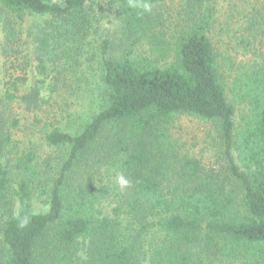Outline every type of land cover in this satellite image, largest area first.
<instances>
[{
	"label": "trees",
	"instance_id": "16d2710c",
	"mask_svg": "<svg viewBox=\"0 0 264 264\" xmlns=\"http://www.w3.org/2000/svg\"><path fill=\"white\" fill-rule=\"evenodd\" d=\"M225 1L234 10L249 4L252 31L261 28L264 0ZM221 2L152 0L151 14H141L128 0L110 1L127 42L120 56L109 55V40L101 44L99 111L74 134L55 129L45 135L48 145L65 154L56 178L41 179L30 155L14 158L20 120L12 105L39 109L45 79L20 96L26 79L10 76L5 92L0 88V264H83L82 242L84 264H141L134 236L152 227L162 238L151 264H201L206 253L217 256L223 249L242 264H264V65L239 78L255 113L240 142L243 171L233 155L235 107L213 43ZM95 6L96 0H0V17L9 12L20 20L46 18L33 34V52L39 75L47 79L53 69L56 90L64 76L60 65L78 66ZM4 27L8 69L25 72L28 59L18 62L22 45L15 24ZM176 115L218 125L226 171L207 172L199 160L174 155L164 127ZM103 163L129 186L115 189L109 181L97 188ZM39 191L48 198L45 213L35 210ZM104 198L114 204L111 215L100 206Z\"/></svg>",
	"mask_w": 264,
	"mask_h": 264
},
{
	"label": "rangeland",
	"instance_id": "374dc122",
	"mask_svg": "<svg viewBox=\"0 0 264 264\" xmlns=\"http://www.w3.org/2000/svg\"><path fill=\"white\" fill-rule=\"evenodd\" d=\"M96 1L98 6L91 9L94 15V28L78 56V66H70L64 62L60 65L59 69L64 72V76L56 90H52V88L54 89L53 69L48 70L50 75L47 79L39 75L37 69L39 62L35 59L33 52V34L38 30V25L46 21V18L25 15L24 19L20 20L9 12L0 17L1 91L5 92V83L11 78V75L15 78L24 77L26 79L25 83L20 82L19 84L18 95L20 96L28 93L37 81L45 79L46 82V86L41 92L42 102L39 109H29L20 101L12 105L16 113L15 116L20 120V127L14 135L16 147L14 158L30 155L32 157L30 164L38 169L42 174L41 179H46V181L57 177L65 154L62 149L48 145L45 135L55 129L74 134L80 124L99 111L101 44L104 39L109 40L111 43L109 55L120 56L127 42L118 18L119 13L114 6H111V0ZM174 5L175 7L172 6L171 11L174 13L172 15L177 17L178 11H180L179 3H174ZM249 9H251L249 4L240 3L239 7L234 10L225 0H222L213 30V43L224 67L222 75L227 96L235 107L233 155L243 171H247V168L240 151V142L248 123L254 119L255 113L252 110L253 105L247 99L246 89L240 83L239 78L245 72H251L252 66H256L258 69L264 65V22L261 28L259 27L255 32L252 31L253 23L247 16ZM8 23L15 24L16 39L22 45L18 62L23 61L21 59L24 57L28 59L27 69L22 73L13 69L9 71V58H6L4 54L6 35L8 34L4 26ZM169 41L173 40L169 39ZM148 48L149 46L146 47V49ZM14 59L15 56H12L11 60ZM172 61L173 58H169L167 63L170 64ZM163 62L165 63V61ZM164 129L167 131V147L173 150L176 157L188 156L197 159L207 172L226 171L228 161L225 144L216 123L190 115H176L165 124ZM102 166L100 176L97 174L98 177L95 178L97 188L101 185H109V181H112L115 189H119L120 187L115 182V176H111L113 174L110 171L111 167L105 163ZM44 189L49 190L45 187ZM111 195H114L112 190ZM238 195L239 205L242 196L240 193ZM47 199V195L42 191L36 192L34 202L36 212L45 213L48 211ZM100 203L105 213L111 215L114 204L110 198L101 199ZM237 208H240V205ZM2 224L0 219V228ZM134 237H137L139 241L135 247L139 252L140 263L151 264V253L160 243L162 234L152 227L141 236ZM84 246L85 244L82 242L78 252L79 261L83 264L87 261ZM197 248L198 256H203L202 247L197 246ZM225 251L226 249H223L217 256H209L206 253V261L201 264H242V260L233 258ZM197 261L200 262V260ZM246 263L250 264V261L248 260Z\"/></svg>",
	"mask_w": 264,
	"mask_h": 264
},
{
	"label": "clouds",
	"instance_id": "9594fccd",
	"mask_svg": "<svg viewBox=\"0 0 264 264\" xmlns=\"http://www.w3.org/2000/svg\"><path fill=\"white\" fill-rule=\"evenodd\" d=\"M128 7L130 9H139L141 14H151L153 4L152 0H128ZM115 182L118 184L121 190L126 189L130 184V181L120 173L116 174ZM21 226L23 227L24 225L22 224Z\"/></svg>",
	"mask_w": 264,
	"mask_h": 264
}]
</instances>
